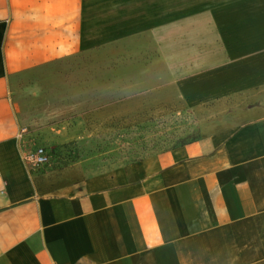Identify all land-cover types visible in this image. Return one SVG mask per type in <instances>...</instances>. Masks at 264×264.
<instances>
[{
  "label": "crops",
  "instance_id": "obj_1",
  "mask_svg": "<svg viewBox=\"0 0 264 264\" xmlns=\"http://www.w3.org/2000/svg\"><path fill=\"white\" fill-rule=\"evenodd\" d=\"M200 70L253 89L194 141L32 169L38 131ZM0 264H264V0H0Z\"/></svg>",
  "mask_w": 264,
  "mask_h": 264
},
{
  "label": "rangeland",
  "instance_id": "obj_2",
  "mask_svg": "<svg viewBox=\"0 0 264 264\" xmlns=\"http://www.w3.org/2000/svg\"><path fill=\"white\" fill-rule=\"evenodd\" d=\"M182 74L168 100L151 94L127 98L38 131L29 139V153L48 159L32 169L37 176L69 168L90 175L152 157L199 137L207 122L224 116L226 106L245 93L249 98L253 89L225 85L218 70L196 71L190 80Z\"/></svg>",
  "mask_w": 264,
  "mask_h": 264
},
{
  "label": "built area",
  "instance_id": "obj_3",
  "mask_svg": "<svg viewBox=\"0 0 264 264\" xmlns=\"http://www.w3.org/2000/svg\"><path fill=\"white\" fill-rule=\"evenodd\" d=\"M47 159L46 155L41 152L31 153L28 157V161L32 166H40L44 164Z\"/></svg>",
  "mask_w": 264,
  "mask_h": 264
},
{
  "label": "trees",
  "instance_id": "obj_4",
  "mask_svg": "<svg viewBox=\"0 0 264 264\" xmlns=\"http://www.w3.org/2000/svg\"><path fill=\"white\" fill-rule=\"evenodd\" d=\"M198 138V137H197ZM197 138H195V139H197ZM195 139H193L192 141H194Z\"/></svg>",
  "mask_w": 264,
  "mask_h": 264
}]
</instances>
